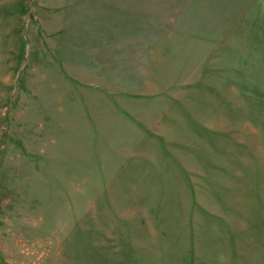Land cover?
I'll list each match as a JSON object with an SVG mask.
<instances>
[{
  "label": "rangeland",
  "instance_id": "obj_1",
  "mask_svg": "<svg viewBox=\"0 0 264 264\" xmlns=\"http://www.w3.org/2000/svg\"><path fill=\"white\" fill-rule=\"evenodd\" d=\"M0 264H264V0H0Z\"/></svg>",
  "mask_w": 264,
  "mask_h": 264
}]
</instances>
